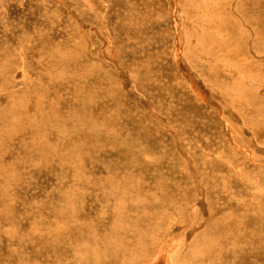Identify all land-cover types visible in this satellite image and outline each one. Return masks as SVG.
Masks as SVG:
<instances>
[{"label":"rangeland","instance_id":"374dc122","mask_svg":"<svg viewBox=\"0 0 264 264\" xmlns=\"http://www.w3.org/2000/svg\"><path fill=\"white\" fill-rule=\"evenodd\" d=\"M48 1L0 0V264H106L104 258L109 251L99 242L98 231L92 228L99 214H89L90 221H86L88 209L80 205L83 191L94 190L86 189L81 182L86 179L105 186L118 184L121 188L124 186L120 183L129 178L128 167L134 169L128 180L142 185L131 199L146 198L153 207L148 211L150 219L144 223H149L146 225L149 229H142L155 233L154 240L145 243L148 244L145 255L142 246H138L132 255L137 260L134 264H207L203 260L209 258L206 249L219 252L240 230L250 233L262 227L254 222L264 214V129H259L264 127V37L255 34L257 23L246 6L264 8V0ZM44 14L49 21L46 26L39 22ZM239 28L247 30L240 32ZM47 31L55 33L49 42ZM232 36L233 39L229 38ZM223 42L228 44L224 47ZM257 49L262 58L257 56ZM218 60H222L221 64ZM71 75L75 77L70 79ZM96 82L104 87V93L91 87ZM69 90L84 97L81 91L88 90L98 96L84 106L80 102L75 105L82 116H91L94 111L97 115L94 117L101 119L104 107H109L117 120L131 111L135 113L152 134V142L147 144L152 155L147 160L160 171L156 168L148 171L140 168L141 164L130 162L132 159L124 155L129 147L124 136L114 135L106 123L101 122L98 127L83 124L96 136L83 129V125H72L57 115L53 119L51 105L57 106L61 96L63 103L65 96L60 94ZM168 94H173V102L170 107L167 103V109L161 104L167 102ZM61 102L60 105L65 104ZM258 105L260 108L256 109ZM178 111H185L188 116H177ZM98 144H104L105 165L98 162L99 153L95 150ZM87 147H92L94 153ZM117 155L127 168L119 171L111 168ZM120 198L124 200L121 195ZM119 241L116 243L120 244ZM125 252L120 258L131 255Z\"/></svg>","mask_w":264,"mask_h":264},{"label":"bare ground","instance_id":"6f19581e","mask_svg":"<svg viewBox=\"0 0 264 264\" xmlns=\"http://www.w3.org/2000/svg\"><path fill=\"white\" fill-rule=\"evenodd\" d=\"M31 1V0H30ZM48 1V0H47ZM222 1V0H221ZM225 1V0H224ZM224 1H222V2H224ZM49 2V1H48ZM33 3V2H32ZM31 3V4H32ZM40 3V2H39ZM213 3H216V2H213ZM221 3V2H220ZM231 3H232V1H231ZM243 3H245V2H243ZM242 3V4H243ZM254 3V2H253ZM29 4H30V2H29ZM33 5H34V3H33ZM32 5V6H33ZM236 4H234V6H235ZM38 6V5H37ZM214 6H216V5H214ZM233 6V5H232ZM237 6V5H236ZM242 6V5H241ZM246 6V5H245ZM244 6V7H245ZM34 7H35V5H34ZM211 7V6H210ZM216 7H218V6H216ZM238 7V6H237ZM48 8V7H47ZM50 8H51V6H50ZM212 9L211 10H213V7H211ZM219 8V7H218ZM233 8H235V7H233ZM241 8V7H240ZM239 8V9H240ZM241 9H243V8H241ZM36 10V9H35ZM39 10V9H38ZM52 10V9H51ZM226 10H228V9H226ZM247 10H250V16H252V18H254L253 20L257 23V27H254V31H255V34L257 35V37H264V8H261L260 6L258 7V6H256V5H252V6H246V11ZM37 11V10H36ZM47 11V10H46ZM54 11V10H53ZM228 11H230V10H228ZM234 11V10H233ZM40 12V11H39ZM211 12V11H210ZM218 12H220V11H218ZM232 12V11H231ZM231 12H229L230 14H232ZM235 12V11H234ZM239 11H237V13H238ZM241 12V11H240ZM239 12V13H240ZM42 13V12H41ZM44 13V12H43ZM42 13V14H43ZM46 13V12H45ZM52 13V12H51ZM54 13V12H53ZM52 13V14H53ZM225 12H222V14H224ZM39 14V13H38ZM236 14V13H235ZM244 14V13H243ZM225 15V14H224ZM227 15V14H226ZM229 15V14H228ZM5 16V15H4ZM203 16V15H202ZM233 16V15H232ZM249 16V15H248ZM36 17V16H35ZM38 17V16H37ZM39 17H41V16H39ZM58 17V16H57ZM220 17H221V15H220ZM228 17V16H227ZM226 17V18H227ZM48 18V17H47ZM47 18H46V16H45V14H44V16L43 17H41V20L39 21L40 23H42V22H44V24H45V26L49 23V21H47ZM55 18H56V15H55ZM213 18H215L214 16H213ZM225 18V19H226ZM233 18V17H232ZM239 18V17H238ZM241 18V17H240ZM239 18V19H240ZM247 18V17H246ZM58 19V18H57ZM209 19H211V18H209ZM245 19V18H244ZM36 20L38 21V18H36ZM49 20H50V18H49ZM56 20V19H55ZM227 20V19H226ZM233 20V19H232ZM252 20V19H251ZM54 21V20H53ZM58 21H59V19H58ZM58 21H54V22H58ZM208 21V20H207ZM230 21V20H229ZM245 21H247V20H245ZM54 22H52V24L54 23ZM210 22H213V21H210ZM209 22V23H210ZM215 22V21H214ZM232 22V21H231ZM132 23V22H131ZM217 23V22H216ZM219 23H220V21H219ZM223 23V22H222ZM227 24L229 23V22H226ZM247 23V22H246ZM255 23V24H256ZM43 24V25H44ZM55 24H57V23H55ZM155 24V23H154ZM205 24V23H204ZM241 24V23H240ZM217 25V24H216ZM242 25H243V23H242ZM248 25V24H247ZM8 26V25H7ZM207 26V25H206ZM211 26H213V24L211 25ZM218 26H220V25H218ZM223 26V25H222ZM235 26V25H234ZM20 27V26H19ZM47 27H49V26H47ZM52 27H54V26H52ZM161 27V26H160ZM215 27V26H214ZM217 27V26H216ZM233 27V26H232ZM239 27H242V26H239ZM243 27H246V26H243ZM10 28V27H9ZM8 28V29H9ZM14 28H16V27H14ZM22 28V27H21ZM41 28H43V27H41ZM147 28H149V27H147ZM210 28V27H209ZM235 28H236V26H235ZM251 28V27H250ZM126 29V28H125ZM218 29V28H217ZM240 29V28H239ZM242 29H244V28H242ZM242 29H240V32H242ZM17 30V29H16ZM42 30V32H43V30L44 29H41ZM41 30H39L40 32H41ZM46 30V29H45ZM49 30V29H48ZM58 30H60V29H58ZM215 30V29H214ZM213 30V31H214ZM218 30H220V29H218ZM238 30V29H237ZM236 30V31H237ZM245 30V29H244ZM247 30V29H246ZM245 30V31H246ZM39 31H37L38 33H39ZM151 31V30H150ZM210 31H212V27H211V29H210ZM224 31H225V29H224ZM233 31V30H232ZM245 31H244V33H245ZM146 33H148L147 31H145ZM155 32V31H154ZM217 32V31H216ZM216 32H215V34H216ZM222 32V31H221ZM221 32H220V34H221ZM239 32V31H238ZM58 33V32H57ZM225 33V32H224ZM227 33V32H226ZM231 33V32H230ZM234 33V32H233ZM232 33V34H233ZM250 33V32H249ZM6 34V33H5ZM13 34V33H12ZM23 34H25V33H23ZM55 33L53 32V31H47V39H49L48 40V42L50 41V38L54 35ZM141 34V33H140ZM145 34V33H144ZM156 34H157V32H156ZM209 34V33H208ZM215 34H213V36L215 35ZM219 33H217V35H218ZM36 35H37V33H36ZM150 35V34H149ZM166 35V34H165ZM205 35V34H204ZM207 35V34H206ZM235 35H237L238 36V33L237 34H235ZM244 35V34H243ZM42 36V35H41ZM41 36H38L39 38L41 37ZM45 36V35H44ZM64 36V35H63ZM133 36H135V35H133ZM146 36V35H145ZM158 37H159V35H157ZM202 36V35H201ZM212 36V35H211ZM220 37L222 36V35H219ZM226 36V35H225ZM231 36V35H230ZM240 36V35H239ZM248 36V35H247ZM131 37V36H130ZM150 37V36H149ZM148 37V38H149ZM205 36H203L202 38H204ZM236 36H234V38H235ZM243 37V36H242ZM252 37V36H251ZM3 39L5 38V36H3L2 37ZM42 38V37H41ZM46 38V37H45ZM58 38V37H57ZM65 38V37H64ZM139 38V37H138ZM137 38V39H138ZM152 38L154 39L155 38V36L153 37L152 36ZM208 38V37H207ZM229 38H232L233 39V36L232 37H229ZM228 38V39H229ZM240 38V37H239ZM245 38V37H244ZM43 39H44V37H43ZM42 39V40H43ZM55 39V38H54ZM59 39V38H58ZM129 39V38H128ZM145 40H146V38H144ZM150 39V38H149ZM148 39V40H149ZM161 39V38H160ZM232 39H230V41L232 40ZM248 39H249V37H248ZM127 40V39H126ZM130 40V39H129ZM128 40V41H129ZM131 40H133V39H131ZM130 40V41H131ZM156 40V39H155ZM212 40V39H211ZM214 40H216V39H214ZM239 40V39H238ZM245 40V39H244ZM244 40H243V42H244ZM55 41V40H54ZM134 41V40H133ZM147 41V40H146ZM222 41V39L220 40V42ZM228 41V40H227ZM233 41V40H232ZM237 41V40H236ZM253 41V40H252ZM47 42V43H48ZM141 42H143V40L141 41ZM140 42V43H141ZM145 42V41H144ZM212 42V41H211ZM217 42V41H216ZM234 42V41H233ZM247 42V41H246ZM250 42V41H249ZM254 42V41H253ZM1 43V42H0ZM129 43V42H128ZM137 43V42H136ZM146 43V42H145ZM149 43V42H148ZM154 43H156V42H152L151 44H154ZM214 43V42H213ZM228 43H230L229 41H228ZM227 43V44H228ZM131 44H132V42H131ZM160 44V43H159ZM216 44V43H215ZM219 44V43H218ZM223 44H224V42H223ZM226 44V43H225ZM225 44H224V47H225ZM226 44V45H227ZM232 44V43H231ZM235 44V43H234ZM238 44V43H237ZM240 44H241V42H240ZM254 44V43H253ZM255 44H256V42H255ZM55 45V44H54ZM134 45H136L135 43H134ZM161 45V44H160ZM163 45V44H162ZM244 45V44H243ZM249 45V44H248ZM48 46V45H47ZM56 46V45H55ZM131 46H133V45H131ZM151 46V45H150ZM154 46V45H153ZM153 46H152V48H153ZM219 46H221V45H219ZM218 46V47H219ZM258 46V45H257ZM257 46H255V47H257ZM136 47V46H135ZM140 47V46H139ZM147 47V46H146ZM156 47V46H155ZM216 47V46H215ZM229 47H230V45H229ZM252 47V46H251ZM261 47V46H260ZM126 48H129V46L128 47H126ZM143 48V47H142ZM145 48V47H144ZM148 48V47H147ZM165 48V47H164ZM168 48V47H167ZM166 48V49H167ZM208 48H210V47H208ZM213 48V47H212ZM234 48V47H233ZM247 48V47H246ZM48 49H49V47H48ZM54 49V48H53ZM220 49H221V47H220ZM225 49V48H224ZM229 49V48H228ZM228 49H227V51H228ZM241 49H242V47H241ZM253 49V48H252ZM55 50V49H54ZM53 50V51H54ZM59 50V49H58ZM132 50V49H131ZM137 50H138V48H137ZM137 50H136V52H137ZM146 50V49H145ZM236 50H237V47H236ZM249 51H250V49H248ZM260 50V49H259ZM258 49L257 50H255L257 53V56L258 57H261V55H260V53H261V51H259ZM50 51V50H49ZM73 51H74V49H73ZM134 51H135V48H134ZM139 51H141V47H140V50H138V52ZM147 51V50H146ZM158 51V50H157ZM156 50H155V52H157ZM211 51V50H210ZM226 51V52H227ZM229 51H231V50H229ZM234 51V50H233ZM123 52V51H122ZM132 52H133V50H132ZM221 52V51H220ZM223 52V51H222ZM236 52V51H235ZM135 53V52H134ZM224 53V52H223ZM228 53H231V52H228ZM237 53V52H236ZM262 53H264V52H262ZM72 54V53H71ZM123 54V53H122ZM141 55H142V53H140ZM143 54H145V51H144V53ZM154 54V53H153ZM210 54V53H209ZM213 54H215V53H213ZM226 54V53H225ZM231 54H233V53H231ZM147 55V54H146ZM148 55H149V53H148ZM222 55V54H221ZM224 55V54H223ZM264 55V54H263ZM262 55V56H263ZM1 56V55H0ZM72 57L74 56V53H73V55H71ZM212 56V55H211ZM216 56V55H215ZM214 56V57H215ZM226 56V55H225ZM232 56V55H231ZM70 57V56H69ZM218 57V56H217ZM227 57H229V56H227ZM237 57V56H236ZM257 57V58H258ZM119 58V57H118ZM149 58V57H148ZM210 58V57H209ZM256 58V57H255ZM262 58V57H261ZM153 59V58H152ZM212 59V58H211ZM220 59V58H219ZM263 59H264V57H263ZM70 60H71V57H70ZM73 60V59H72ZM76 60H78V59H76ZM144 60H146V59H144ZM215 60H217V59H215ZM255 60H258V59H255ZM260 60V59H259ZM21 61H23V60H21ZM152 61V60H151ZM218 61H220V60H218ZM222 61V60H221ZM221 61L219 62L220 64H221ZM224 61V60H223ZM226 61V60H225ZM225 61H224V63H225ZM74 62H75V64H76V61L74 60ZM119 62H121V61H119ZM125 62V60L123 61V63ZM231 62V61H230ZM242 63H243V61H241ZM240 62V63H241ZM148 63V62H147ZM150 63V62H149ZM148 63V64H149ZM216 63V62H215ZM235 63V62H234ZM239 63V62H238ZM240 63H239V65H240ZM245 63V62H244ZM243 63V64H244ZM249 63V62H248ZM256 63V62H255ZM71 64H73V63H71ZM226 64V63H225ZM260 64V63H259ZM77 65V64H76ZM127 65V64H126ZM213 65V64H212ZM231 65V64H230ZM249 65V64H248ZM252 65V64H251ZM128 66V65H127ZM157 66V65H156ZM155 66V67H156ZM214 66H216L215 64H214ZM233 66V65H232ZM246 66H247V64H246ZM250 66V65H249ZM217 67V66H216ZM230 67V66H229ZM257 67V66H256ZM154 68V67H153ZM224 68V67H223ZM244 68V67H243ZM249 68V67H248ZM247 68V69H248ZM251 68V67H250ZM130 69V68H129ZM149 69H152V68H149ZM233 69V68H232ZM259 69V68H258ZM223 70V69H222ZM234 70V69H233ZM248 70H250V69H248ZM70 71H71V69H70ZM235 71V70H234ZM238 71V70H237ZM242 71V70H241ZM257 71V70H256ZM73 72V71H72ZM75 72V71H74ZM158 72H159V70H158ZM192 72V71H191ZM223 72V71H222ZM221 72V73H222ZM246 72V71H245ZM261 72V71H260ZM262 72H264V71H262ZM152 73V72H151ZM162 73V72H161ZM225 73V72H224ZM253 73V72H252ZM76 74V73H75ZM155 74H156V72H155ZM164 75L166 74V72L165 73H163ZM226 74L227 73H225L224 75L226 76ZM237 74H239V73H237ZM241 74V73H240ZM257 74V73H256ZM70 75V74H69ZM86 75H89V74H86ZM102 75V74H101ZM160 75V74H159ZM253 75H255V73L253 74ZM252 75V76H253ZM73 75H71V78L70 79H72V78H74V77H72ZM94 76V75H93ZM152 76V75H151ZM153 76H155V75H153ZM231 76H233V75H231ZM262 76V75H261ZM68 77V76H67ZM70 77V76H69ZM84 77H86V76H84ZM90 77V76H89ZM98 77V76H97ZM156 77H157V75H156ZM226 77H228V76H226ZM242 77V76H241ZM256 77V76H255ZM259 77V76H258ZM93 78V77H92ZM91 78V79H92ZM243 78V77H242ZM69 79V78H68ZM82 79H84L83 77H82ZM86 79H87V77H86ZM86 79H84L85 81H86ZM89 79V78H88ZM152 79V78H151ZM208 79V78H207ZM207 79H205V81L207 80ZM258 79V78H257ZM76 80H77V78H76ZM78 80H79V78H78ZM155 79H152L151 81H153V82H155L154 81ZM157 80V79H156ZM204 80V79H203ZM210 80V79H209ZM217 80V79H216ZM222 80V79H221ZM226 80V79H225ZM242 80H244V79H242ZM264 80V79H263ZM80 81V80H79ZM227 81V80H226ZM65 82H67V80L65 81ZM82 82H84V81H82ZM92 82V81H91ZM160 82V81H159ZM159 82H156V84L157 83H159ZM166 82H167V80H166ZM211 82V81H210ZM222 82H223V80H222ZM240 82H242L243 83V81H240ZM240 82H238V83H240ZM68 83V82H67ZM99 84H100V81L98 82ZM108 83V82H107ZM152 83V82H151ZM205 83V82H204ZM209 83V82H208ZM216 83H217V81H216ZM215 83V84H216ZM220 83V82H219ZM237 83V82H236ZM64 84H66V83H64ZM75 84V83H74ZM86 84V83H85ZM99 84H97V82L96 83H93V84H91V87L93 88V86H95L96 87V89H95V91L98 93V92H101V93H104L103 92V88L104 87H101ZM234 83L232 82V84L231 85H233ZM245 84V83H244ZM259 84V83H258ZM76 85V84H75ZM75 85H73V89H75L76 88V86ZM78 85V84H77ZM93 85V86H92ZM158 85V84H157ZM156 85V86H157ZM162 85H163V83H162ZM161 85V86H162ZM167 85V84H166ZM204 85V84H203ZM207 85V84H206ZM212 85V84H211ZM239 85V84H238ZM63 86V85H62ZM64 86H66V85H64ZM86 86H88V85H85V87ZM144 86V85H143ZM159 86V85H158ZM208 86V85H207ZM220 86V85H219ZM222 86H223V83H222ZM225 86V85H224ZM236 86V85H235ZM234 86V87H235ZM244 86V85H243ZM160 87V86H159ZM171 87H172V85H171ZM209 87H211V86H209ZM239 87H241V84L239 85ZM245 87V86H244ZM250 87V86H249ZM77 88H78V86H77ZM87 88V87H86ZM90 88V87H89ZM112 88V87H111ZM208 88V87H207ZM224 88V87H223ZM246 88V87H245ZM58 89V88H57ZM65 89V88H64ZM68 89H70V88H68ZM168 89H170V88H168ZM216 89V88H215ZM71 90V89H70ZM69 90V91H70ZM79 90H82V89H79ZM91 90V89H90ZM107 90H108V88H107ZM184 90V89H183ZM235 90V89H234ZM240 90V89H239ZM257 90H259V89H257ZM68 91V92H69ZM88 91V90H87ZM87 91H81L82 93H84L85 94V97L84 96H81L80 95V92H78V91H76V90H73V91H70L69 93H65L64 92V94H63V92L60 94V95H64L65 96V98H66V101H65V98H64V101H63V103L65 102V104H63L62 102H61V98H63V96H61L60 98H59V104L58 105H60V102L63 104V105H60L59 107H58V105L57 106H55V105H51V107L50 108H52V113H53V119H54V115H57L56 117H58L59 119L61 118L62 120H65V122H68V123H71L72 125H83V124H87V125H89V127L91 126V127H98V126H102V125H100V123L101 122H103V123H106L107 124V126H108V129L109 130H112V132H115L114 133V135H116V133H121L123 136H124V139H125V144L126 145H128L129 147H128V150L127 149H125V147H122V149H125L126 151V154H124V155H128V158L129 159H132L130 162H132V163H136L137 165H140L141 164V167L140 168H143V169H147L148 171H150L151 169H154V168H156V171H158L159 169L153 164V163H149L148 162V160L147 159H149L148 158V155H152V152H151V150H150V148L147 146V144L148 143H151L152 141V139H150V137H151V132H148V129H146V127L144 126V124H142L141 123V121H140V119H139V117L135 114V113H133L132 111L131 112H129L128 114H124V115H121V116H119V120H117V118H114L112 115H111V113H110V109H109V107H104L105 108V110L104 111H102V113H101V119H97V117L95 118L94 116H97L96 115V113H94V111H93V113H91L92 115L91 116H82V115H80V112H81V110L80 109H78V108H76L75 107V105L77 104V103H81L83 106L85 105V103H87L88 101H91V99L93 98V100H94V97H98V96H96L95 95V92H91V93H88ZM187 91V90H186ZM185 91V92H186ZM221 91V90H220ZM231 91H232V89H231ZM241 91V90H240ZM243 91V90H242ZM147 92V91H146ZM163 92V91H162ZM166 92H167V90H166ZM165 92V93H166ZM245 92V91H244ZM248 92V91H247ZM187 93H189V92H187ZM235 93V92H234ZM254 93H255V90H254ZM257 93V92H256ZM150 94V93H149ZM158 94V93H157ZM259 94V93H258ZM56 95H57V93H56ZM167 95V94H166ZM173 95V94H172ZM172 95H170V94H168V96H167V102H165L164 104H161V106L163 105L165 108L167 107V103L169 104V107H170V105H172L171 103L173 102L172 101V98H173V96ZM100 96H101V94H100ZM154 97V96H153ZM54 98V97H53ZM52 98V99H53ZM57 98V97H56ZM99 98H101V97H99ZM113 98V97H112ZM184 98H186L185 96H184ZM262 98H264V97H262ZM103 99H104V97H103ZM102 99V100H103ZM159 99V98H158ZM98 100V99H97ZM100 100V99H99ZM113 100V99H112ZM125 100V99H124ZM183 100H185V99H183ZM251 100V99H250ZM58 101V100H57ZM57 101H56V103H57ZM258 101V100H257ZM43 102V101H42ZM99 102V101H98ZM114 102H115V99H114ZM171 102V103H170ZM179 102V101H178ZM198 102V101H197ZM52 103V102H51ZM50 103V104H51ZM79 103V104H80ZM91 102H89V104H90ZM101 103V102H100ZM103 103V102H102ZM153 103H154V100H153ZM252 103V102H251ZM53 104H55V103H53ZM99 104V103H98ZM98 104H95V105H97L98 106ZM117 104V103H116ZM119 104V103H118ZM182 104H185V103H182ZM253 104H256L255 102L253 103ZM263 104H264V100H262V106H263ZM87 105V104H86ZM92 105H94V104H92ZM94 105V106H95ZM112 105V104H111ZM120 105V104H119ZM174 105V104H173ZM251 105V104H250ZM46 106V105H45ZM68 106V107H67ZM93 106V107H94ZM100 106V105H99ZM110 106V105H109ZM245 106V105H244ZM251 106H254V105H251ZM43 107V106H42ZM91 107V106H90ZM172 107H175V106H172ZM38 108H39V106H38ZM46 108V107H45ZM50 108H49V110H50ZM58 108V109H57ZM83 108V107H82ZM89 108V107H88ZM87 108V109H88ZM103 108V109H104ZM118 108H122V107H119L118 106ZM124 108H125V106H124ZM127 108V107H126ZM252 108V107H251ZM258 108H260V106L258 105V107L256 108V109H258ZM262 108L263 107H261V110H259V111H261V113H262ZM84 109V108H83ZM98 109V108H97ZM167 109H168V107H167ZM170 109V108H169ZM179 109V108H178ZM45 110V109H44ZM85 110V109H84ZM90 110V109H89ZM117 110V109H116ZM122 110H124L125 111V109H122ZM171 110H173L172 108H171ZM46 111V110H45ZM114 111V110H113ZM255 111V110H254ZM257 111V110H256ZM255 111V112H256ZM49 112V111H48ZM54 112H55V114H54ZM86 112V111H85ZM89 112V111H88ZM91 112H92V110H91ZM120 112V111H119ZM43 113V112H42ZM50 113H51V111H50ZM48 114L49 116L51 115V114ZM125 113V112H124ZM252 113V112H251ZM44 114H46V113H44ZM89 114V113H88ZM115 114V113H114ZM117 114V113H116ZM175 114H177V116H180V117H182V118H184V117H186V116H188L187 114H186V112L185 111H178V112H176ZM258 114V113H257ZM256 114V115H257ZM40 115V114H39ZM118 115H120V114H118ZM233 115V114H232ZM262 115V114H261ZM260 114H259V116H261ZM55 117V118H56ZM170 117V116H169ZM30 118V117H29ZM48 118V117H47ZM46 118V119H47ZM50 118V117H49ZM58 118H56V119H58ZM100 118V117H99ZM257 118V117H256ZM28 119V118H27ZM59 119H58V121H59ZM33 120V119H32ZM40 120V119H39ZM43 120V119H42ZM50 120V119H49ZM246 120V119H245ZM256 120V119H255ZM30 121V120H29ZM33 122V121H32ZM42 122V121H41ZM54 122V121H53ZM60 122H61V120H60ZM63 122V121H62ZM61 122V123H62ZM61 123H60V125H61ZM42 124V123H41ZM48 124H50V123H48ZM57 124H59V123H56V126H59V125H57ZM65 124V123H64ZM32 125V124H31ZM31 125H29V126H31ZM43 125H45V124H43ZM47 125V124H46ZM66 125V124H65ZM72 125L70 126V127H72ZM32 126H34V125H32ZM41 126V125H40ZM53 126V125H52ZM68 126V125H67ZM60 127V126H59ZM74 127V129H75V126H73ZM83 127H84V125H83ZM86 127H88V126H86ZM103 127H104V125H103ZM258 127V126H257ZM33 128V127H32ZM31 128V129H32ZM204 128V127H203ZM28 129V128H27ZM30 129V128H29ZM53 129V128H52ZM56 129H57V127H56ZM66 129V128H65ZM68 129V128H67ZM83 129H86V130H88V131H90L93 135H96V136H98V134H96V133H94V132H92L91 131V129H87V128H83ZM96 129H98V128H96ZM260 130H263L264 129V127H262V128H259ZM33 130V129H32ZM61 130V129H60ZM77 130V129H76ZM94 131H95V129H93ZM103 130V129H102ZM191 130V129H190ZM257 130V129H256ZM255 130V133L257 132ZM81 131V130H80ZM84 131V130H83ZM97 131V130H96ZM104 131V130H103ZM63 132V131H62ZM98 132H99V129H98ZM109 131H107V133H108ZM71 133V132H70ZM74 133V132H73ZM100 133V132H99ZM105 134H107L106 132H104ZM69 134V133H68ZM67 134V135H68ZM79 134H80V132H79ZM79 134L77 135V136H79ZM90 134V133H89ZM104 134V135H105ZM257 135H258V133H256ZM260 134V133H259ZM70 135V134H69ZM109 135H111V134H109ZM113 135V136H114ZM120 135V134H119ZM118 135V136H119ZM256 135V136H257ZM77 136H75V137H77ZM83 136V135H82ZM86 136V135H85ZM84 136V137H85ZM106 137H108L107 135H105ZM104 136V137H105ZM117 136V137H118ZM71 138L73 139L74 137H72V134H71ZM82 138V137H81ZM86 138V137H85ZM102 138V137H101ZM111 138V137H110ZM123 138V137H122ZM69 139V138H68ZM96 139V138H95ZM119 139V138H118ZM258 139H260V135H259V138ZM70 140V139H69ZM78 140H81V139H78ZM102 140H104V139H102ZM108 140H110V139H108ZM107 140V141H108ZM112 140V139H111ZM115 140H116V138H115ZM120 140V139H119ZM123 140V139H122ZM82 141V140H81ZM80 141V142H81ZM105 141V140H104ZM106 141V142H107ZM117 141V140H116ZM70 142V141H69ZM79 142V141H78ZM113 142V141H112ZM124 142V141H123ZM156 142V141H155ZM82 143V142H81ZM83 143H85V141L83 142ZM118 143V142H117ZM107 144V143H106ZM120 144V143H119ZM122 144V143H121ZM124 144V143H123ZM124 144V145H125ZM99 145V144H98ZM104 145V144H103ZM102 145V146H103ZM110 145V144H109ZM102 146L101 145H99L98 147H96L95 146V150H97V153H99V164L101 165H105V162L103 161L104 160V158L106 157V155H104L103 154V151H105V149L104 148H102ZM106 147V146H105ZM109 147H113V145H111V146H109ZM120 147V146H119ZM127 147V146H126ZM87 148H89V147H87ZM116 148V147H115ZM130 148V149H129ZM132 148V149H131ZM65 149V148H64ZM63 149V150H64ZM70 149V148H69ZM86 149V148H85ZM84 149V150H85ZM113 149V148H112ZM87 150V149H86ZM89 150L92 152V153H94V150H93V148L91 147V148H89ZM111 150V149H110ZM109 150V151H110ZM117 150V149H116ZM113 151V150H112ZM120 151V150H119ZM122 151V150H121ZM120 151V152H121ZM63 152H65V151H63ZM63 152H62V154H63ZM114 152V151H113ZM118 152V151H117ZM150 152V153H149ZM154 152V151H153ZM66 153V152H65ZM79 153V152H78ZM85 153V155H86V152H84ZM105 153V152H104ZM107 153V152H106ZM105 153V154H106ZM112 153V152H111ZM123 153H124V151H123ZM73 154V153H72ZM87 154H91L89 151L87 152ZM108 154V153H107ZM115 154V153H114ZM155 154V153H154ZM250 154V153H249ZM67 155V154H66ZM66 155H65V157H66ZM69 155V154H68ZM71 155V154H70ZM83 155V154H82ZM110 155V154H109ZM123 155V156H124ZM259 155V154H258ZM78 155H76V157H77ZM97 156V155H96ZM95 156V157H96ZM105 156V157H104ZM72 157V156H71ZM79 157V156H78ZM89 157H90V155H89ZM93 157V156H92ZM98 157V156H97ZM108 157V156H107ZM110 157V156H109ZM112 157V156H111ZM88 158V157H87ZM94 158V157H93ZM115 158V161H114V163H113V166L111 167V168H113L114 170H117L118 169V171L120 170V169H122L123 167L124 168H127V167H125V165H124V162L121 160V159H119V157H118V155L116 156V157H114ZM114 158H113V160H114ZM254 158V157H253ZM110 159V158H109ZM106 160H108V159H106ZM143 160H144V162L145 163H143ZM83 161V160H82ZM81 161V162H82ZM87 161V160H86ZM262 161H264V160H262ZM87 162H89L90 163V159L88 158V161ZM95 162H96V160H95ZM111 162V161H110ZM120 163V165H119V163ZM97 163V162H96ZM112 163V162H111ZM58 164H60L59 162H58ZM84 164V163H83ZM87 164V163H86ZM86 164L85 165H82V166H86ZM92 164H93V162H92ZM91 164V165H92ZM98 164V163H97ZM108 164H109V162H108ZM107 164V165H108ZM261 164V163H260ZM264 164V163H263ZM61 166V165H60ZM87 166H89V164L87 165ZM93 166H95V165H93ZM92 166V167H93ZM97 166V165H96ZM110 166V165H109ZM63 167H65V166H63ZM91 167V166H90ZM100 167V166H99ZM163 167V166H162ZM55 168V167H54ZM56 168H57V166H56ZM60 168V167H59ZM61 168H62V166H61ZM85 168V167H84ZM97 168V167H96ZM95 168V169H96ZM161 168V167H160ZM72 169V168H71ZM83 169V168H82ZM86 169V168H85ZM101 169V168H100ZM99 169V170H100ZM57 170V169H56ZM58 170H60V169H58ZM88 170V169H87ZM89 170H91V169H89ZM93 170V169H92ZM91 170V171H92ZM113 170V171H114ZM127 170V169H126ZM130 170V171H129ZM62 171V170H61ZM65 171V170H64ZM64 171H62V172H64ZM83 171V170H82ZM91 171H90V174H91ZM94 171V170H93ZM102 171V170H101ZM160 171V170H159ZM173 171V170H172ZM53 172H55V171H53ZM61 172V173H62ZM84 172V171H83ZM85 172H86V170H85ZM89 172V171H88ZM95 172V171H94ZM97 172V171H96ZM139 172V171H138ZM76 173H80V172H76ZM123 173V172H122ZM139 173H141V172H139ZM138 173V174H139ZM153 173H155V172H153ZM157 173V172H156ZM188 173V172H187ZM63 174V173H62ZM97 174H99V173H97ZM127 174H128V176H129V178H125L124 180V182L122 183H120V184H122L124 187H121V188H119V187H117V185L118 184H110V185H104L103 183H97V182H94V181H92V180H86V179H84L81 183L82 184H84L83 185V187H86V189L88 188V189H91V190H94V191H90V193H86V192H84L83 191V195H82V199L80 198V195L78 196L80 199H81V204L80 205H84V207L86 206L87 207V209H88V214H87V216H86V221H90L89 220V214L90 215H94V214H99V218H98V220L97 221H95L94 222V224H93V227L92 228H94V229H96L98 232V234H99V236H100V238H99V242L101 243V244H103V246L104 247H106V249L109 251L108 252V254H107V256L104 258V259H106V264H134V263H136L137 262V260L135 259V257H133L132 255L135 253V251L137 250V248H138V246H142V250H141V252H142V254L143 255H145L144 254V252H145V250L148 248V244H145L146 242H147V240L148 239H152V240H154V237H155V233H149L147 230L145 231V230H143L142 228H144V227H146L147 229H149L146 225H148V224H144L148 219H150V215H149V210H153V207L149 204V201H148V199H144V200H142V199H140L139 197H137L135 200H133V199H131V197L132 196H134V195H136L137 193H138V191L140 190V189H142V185H140L139 183H134V180H128V179H130L131 177H133V174H134V169L132 168V167H128V172H127ZM61 175V174H60ZM146 175H148V174H146ZM163 175V174H162ZM93 176V175H92ZM95 176V175H94ZM102 176V175H101ZM109 176V175H108ZM117 175H115V177H116ZM124 176V175H123ZM126 176V175H125ZM153 176L154 177H159V176H157V175H155V174H153ZM111 177V176H110ZM112 177H114V176H112ZM145 177V176H144ZM151 177V176H150ZM57 178V177H56ZM58 178H60V177H58ZM62 178V177H61ZM60 178V179H61ZM85 178V177H84ZM96 179H99V178H96ZM114 179V178H113ZM133 179V178H132ZM135 179V178H134ZM142 179V178H141ZM82 180V179H81ZM94 180V179H93ZM111 180H112V178H111ZM138 180V179H137ZM58 181V180H57ZM67 181V180H66ZM96 181V180H95ZM99 181V180H98ZM145 181V180H144ZM261 181V180H260ZM116 182H117V179H116ZM115 182V183H116ZM154 182H156V181H154ZM160 182V181H159ZM61 183H64V182H61ZM69 183V182H68ZM143 183V182H142ZM168 183H169V181H168ZM262 183V182H261ZM72 184V183H71ZM147 184V183H146ZM263 184H264V179H263ZM81 185V184H80ZM158 185V184H157ZM82 186V185H81ZM80 187V186H79ZM102 187V190L100 189ZM115 187H117V188H115ZM160 188V187H159ZM167 188V187H166ZM169 188V187H168ZM228 188V187H227ZM264 188V187H263ZM97 189V191L95 192V190ZM88 191V190H87ZM224 191V190H223ZM227 191V190H226ZM233 191V190H232ZM160 192V191H159ZM144 193V192H143ZM156 193V192H155ZM167 193V192H166ZM233 193V192H232ZM254 193V192H253ZM122 196V197H124V200H121V198H120V195ZM145 194V193H144ZM230 194V193H229ZM246 194V193H245ZM146 195V194H145ZM170 195V194H169ZM173 195V194H172ZM175 195V194H174ZM257 195H259V194H257ZM76 196V195H75ZM137 196V195H136ZM147 196V195H146ZM151 196V195H150ZM234 198V197H233ZM73 199H75V198H73ZM72 199V200H73ZM125 199H127V200H125ZM219 200V199H218ZM233 200V199H232ZM239 200V199H238ZM236 201H237V199H236ZM233 202V201H232ZM220 204V203H219ZM264 206V205H263ZM217 207V206H216ZM218 208V207H217ZM222 208V207H221ZM224 208V207H223ZM242 208H244V207H242ZM264 208V207H263ZM216 209V208H215ZM245 209V208H244ZM247 210V209H246ZM132 212H135V213H137V215L136 216H131L130 214L132 213ZM225 214V213H224ZM229 214V213H228ZM242 214V213H241ZM246 214V213H245ZM213 215V214H212ZM211 215V216H212ZM243 216H244V214H242ZM248 215V214H247ZM246 215V216H247ZM225 216H226V214H225ZM227 216H229V215H227ZM221 218V217H220ZM224 219V218H223ZM233 219H235V217L233 218ZM239 220V219H238ZM241 220V219H240ZM224 221H225V219H224ZM223 221V222H224ZM232 221V220H231ZM230 221V222H231ZM219 222V221H218ZM229 222V221H228ZM229 222V223H230ZM255 225L257 226V227H259V226H262V227H259V228H257V229H253L254 230V232H253V230L249 233H247V231L246 232H243V231H241L240 230V232H238V233H236L235 235H233V239L230 241V242H227L226 244H224L222 247H221V249H220V251L218 252L216 249H214V253H212V250H211V248H208V247H206V248H208V250L206 249V251H205V253H206V256L207 257H209L207 260L206 259H203L205 262L207 261V264H247V263H250V264H264V214L262 215V216H258V217H256L255 218ZM234 224V223H233ZM100 225V227L98 228V226ZM215 225V224H214ZM221 225V224H220ZM207 226V225H206ZM216 226V225H215ZM222 226V225H221ZM241 226V225H240ZM256 226H254V227H256ZM217 227V226H216ZM223 227V226H222ZM228 227V226H227ZM239 227V226H238ZM226 228V227H225ZM108 230V231H107ZM235 230V229H234ZM107 231V232H106ZM215 231H217L216 229H215ZM224 231V230H223ZM226 234V233H225ZM229 234H231V233H229ZM228 234V235H229ZM233 234V233H232ZM232 234H231V236H232ZM197 236V235H196ZM204 236V235H203ZM231 236H230V238H231ZM199 237H200V235H199ZM220 237H221V235H220ZM228 238V237H227ZM217 239V238H216ZM117 240H120L121 241V243L120 244H117L116 243V241ZM213 241H214V239H212ZM222 240H224V239H222ZM256 240H258V241H256ZM119 241V242H120ZM202 241V240H201ZM200 241V242H201ZM207 242V241H206ZM219 242V241H218ZM224 242V241H223ZM203 243V242H202ZM157 244V241H156V243H153V246L154 245H156ZM198 244V243H197ZM197 244H196V246H197ZM210 244V243H209ZM213 244V243H212ZM200 245H201V243H200ZM214 246V245H213ZM199 247V246H198ZM211 247V246H210ZM216 247H218L217 245H216ZM212 248H214V247H212ZM200 249V248H199ZM198 249V250H199ZM122 250H125V251H127V252H129V253H131V255H129L128 257H125V258H120V255L123 253V252H125V251H122ZM126 253V252H125ZM101 255H102V253H100ZM206 257V258H207ZM99 256H97L96 257V261H98L99 260ZM143 261V260H142ZM104 263V262H103Z\"/></svg>","mask_w":264,"mask_h":264}]
</instances>
